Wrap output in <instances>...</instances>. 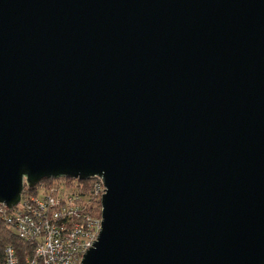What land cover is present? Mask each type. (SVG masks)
<instances>
[{
  "label": "water",
  "instance_id": "water-1",
  "mask_svg": "<svg viewBox=\"0 0 264 264\" xmlns=\"http://www.w3.org/2000/svg\"><path fill=\"white\" fill-rule=\"evenodd\" d=\"M60 177L82 264H264V0H0V203Z\"/></svg>",
  "mask_w": 264,
  "mask_h": 264
},
{
  "label": "built area",
  "instance_id": "built-area-1",
  "mask_svg": "<svg viewBox=\"0 0 264 264\" xmlns=\"http://www.w3.org/2000/svg\"><path fill=\"white\" fill-rule=\"evenodd\" d=\"M104 189L99 177L91 183L60 177L26 186L12 208L0 203V219L26 243L21 253L7 245L4 264H82L101 230Z\"/></svg>",
  "mask_w": 264,
  "mask_h": 264
},
{
  "label": "trees",
  "instance_id": "trees-1",
  "mask_svg": "<svg viewBox=\"0 0 264 264\" xmlns=\"http://www.w3.org/2000/svg\"><path fill=\"white\" fill-rule=\"evenodd\" d=\"M97 177L89 179H83L85 183H91ZM54 178H44L41 182H51ZM13 245L16 247L18 253L23 252L26 249V243L11 234L4 221L0 219V264H4V249L7 245Z\"/></svg>",
  "mask_w": 264,
  "mask_h": 264
}]
</instances>
